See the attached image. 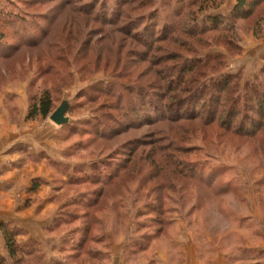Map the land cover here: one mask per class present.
Returning <instances> with one entry per match:
<instances>
[{
    "label": "rangeland",
    "instance_id": "rangeland-1",
    "mask_svg": "<svg viewBox=\"0 0 264 264\" xmlns=\"http://www.w3.org/2000/svg\"><path fill=\"white\" fill-rule=\"evenodd\" d=\"M93 1L0 0V132L45 131V141L54 142L32 155L25 143L12 151L34 160L44 155L53 186L44 185L39 195L53 202L55 233H64L66 243L77 226L82 234L88 225V245L100 248L104 242L96 234L106 233L128 241L131 258L136 253L150 260L177 226L184 243L193 231L203 264L218 257L225 264H264V114L243 100L241 115L227 129L219 115L207 123L206 114L179 118L163 109L171 102L168 82L183 85L175 68L185 57L220 53L226 62L196 74L190 85L220 72L238 76L241 94L247 85L250 90L264 83V63L252 53L264 48V3L233 26L190 36L186 28L211 14L227 15L236 0H120L125 2L119 21L110 13L118 0H99L91 11ZM106 13L111 20L105 21ZM131 20L138 36L127 33ZM167 23L176 32L157 40ZM45 91L53 110L47 117H29ZM64 101L70 102V121L59 125L50 115ZM251 118L260 125L236 126ZM98 128L114 135L100 137ZM134 144L138 151L128 153ZM126 159L132 165L124 183L117 185V179L101 205L86 207L90 193L101 188L90 181L93 169L108 163L114 168ZM57 219L62 223L55 225ZM72 253L69 247L67 261L79 264ZM22 260L18 264H36L33 256Z\"/></svg>",
    "mask_w": 264,
    "mask_h": 264
},
{
    "label": "trees",
    "instance_id": "trees-1",
    "mask_svg": "<svg viewBox=\"0 0 264 264\" xmlns=\"http://www.w3.org/2000/svg\"><path fill=\"white\" fill-rule=\"evenodd\" d=\"M210 0H203L201 2V5L204 3L207 4ZM99 0L93 1L90 4V10L94 11L95 6L99 3ZM125 2V1H124ZM124 2H120V0L117 1V6L114 8V10L111 13L112 16L117 15L115 18V21H119V19L122 17V5ZM193 2V1H192ZM122 3V4H121ZM264 3V0H236L233 8L230 10V12L227 15H209L206 19H204L201 22H196V24L192 25V28L185 29V32L188 33L190 36H194L196 34L199 35V33H205L207 30L216 29L218 27L226 28L228 27V24L230 26L235 25L237 20L247 19L249 17H252L256 9ZM106 4V3H105ZM106 10L108 9V5H105ZM200 11H204V7L201 8ZM107 12H109L107 10ZM101 16V13L99 14ZM108 13L105 14V21L111 20L110 17H107ZM155 15H152V18H150V21H155ZM197 17L195 16L193 20H195ZM2 20H0L1 23ZM131 20L128 27L132 25V27L129 29L127 33H132V36H138V32H134V22ZM143 23V21L141 22ZM153 27V26H152ZM177 26L171 27L170 24H164V28L162 30V38H159L157 40H165L168 39L169 31L171 34H174L177 30ZM191 27V26H190ZM143 36V34H142ZM145 36V33H144ZM150 35H147L146 38H149ZM3 33L0 31V39L3 38ZM170 37V36H169ZM146 38L144 37L141 42H145ZM180 57V56H177ZM176 58V57H174ZM171 57V59H174ZM225 57L222 56L220 53H207V54H200L193 57H185L183 58V62L178 66V75L181 81V84L174 86L173 82H168L167 84V93H169V98L171 99L170 104H166V108H163L166 111H169V113H172L173 111L176 112L177 115H179V118L188 117L189 119L196 118L198 116H206V122L207 123H213L215 120V117L219 115L221 117L224 127L227 129H230L234 126V121L236 117H238V114L241 115L242 111L241 108L239 109V103L244 100V105L246 102H250V108H255L256 111L263 115L264 114V83H258L257 85H252L250 87V90H248V85L246 88H244L243 91H245L244 94H241L239 91L240 88H238V76L231 74V73H217L213 76H210L208 79L203 80L198 85H190V82H194L196 80V74L202 76L205 71H217L218 69L225 67ZM186 76H188L186 78ZM207 92L208 95L205 93ZM177 93V94H176ZM235 96V94H237ZM250 93H253L251 95ZM224 97V98H223ZM141 99L145 101V98L141 96ZM204 101L199 104V101ZM146 102V101H145ZM227 104V106H226ZM224 106V108H223ZM176 107V108H175ZM175 108V110H173ZM163 109H157V111H163ZM53 110V100L50 96L49 91H45L42 96L38 98V100H35L31 106L29 117L34 118L39 115L43 117H47L51 111ZM144 113V112H142ZM146 115V114H145ZM151 115V113L149 114ZM172 117V116H170ZM169 117V118H170ZM152 121V120H150ZM241 121L240 124H237L236 126H240V129L244 128L246 125H249L251 129H254L260 125V120L251 118L248 122ZM236 128V127H235ZM238 128V127H237ZM249 128V129H250ZM99 131L97 133L98 136L104 137V138H112L114 133L112 132H106V128H98ZM251 131V130H249ZM128 144H131L128 143ZM127 144V145H128ZM137 144H134L132 146H129L130 150L128 153H132L133 151H138ZM125 148V146H124ZM126 161L123 160L120 164L115 165L114 168H112V164L108 163L106 166L101 167H95L93 169L94 176L90 177V181L101 185L100 189H96L94 193H90V199L86 200L85 206L86 207H96L98 205H101L104 201V198L108 195L109 188H111V184H113L114 181H116V184H123V174L124 172L131 171V168L127 164ZM196 166L192 167V171L195 170ZM112 168V170L109 172V170ZM109 169V170H108ZM121 176V177H120ZM204 178L207 180V177L204 176ZM114 179V180H113ZM124 188V186H122ZM95 194V195H94ZM111 196L113 197L114 195ZM120 197V194L117 195ZM101 198H103L101 200ZM158 207V206H157ZM157 208H155L156 210ZM158 210V209H157ZM160 212V211H159ZM62 223V220L57 219L55 225H59ZM81 226H77L76 230L73 231L70 236V239H67V244L73 251L71 254L72 258L74 260H80L79 264H86L89 260H94L95 264H101L100 261L105 260L107 258V249L109 246V239L107 234H96L97 240H100L98 242H104L102 243V246L100 248H94L93 246L88 245V239L87 236L91 230V226L85 225L84 231L82 234H80V231L78 229ZM4 235L6 239L7 246L9 247V250L11 254L16 258V262H19L22 260V249L16 242V230H11L8 228V226H4ZM160 231V230H159ZM99 232V231H98ZM97 242V243H98ZM96 244V243H95ZM84 255V256H83ZM4 259L0 255V264H4ZM105 264V262L103 263Z\"/></svg>",
    "mask_w": 264,
    "mask_h": 264
},
{
    "label": "crops",
    "instance_id": "crops-1",
    "mask_svg": "<svg viewBox=\"0 0 264 264\" xmlns=\"http://www.w3.org/2000/svg\"><path fill=\"white\" fill-rule=\"evenodd\" d=\"M252 53L261 61L259 64L264 63V48L256 46ZM20 143H25V147L30 149L29 155L45 152L54 144L45 141V131L19 136L13 132H0V255L4 264H18L6 243L3 230L6 225L16 230L15 238L22 249L23 259L33 256L36 264H69L65 254L69 249L64 242L65 234L55 233L53 202L49 197L45 200L43 195H39L44 185L53 186L51 176L45 174V157L34 160L28 154L26 157L18 151L13 152L12 149ZM53 153L59 158V153ZM174 230L171 241L162 244L163 251L155 249L150 260L145 257L138 259L136 253H132L134 258H131V244L125 239L115 241L107 234L109 246L105 264H203L193 231L189 235L190 242L184 243L178 237L177 226ZM31 264H35L34 261ZM214 264L225 262L218 257Z\"/></svg>",
    "mask_w": 264,
    "mask_h": 264
},
{
    "label": "water",
    "instance_id": "water-1",
    "mask_svg": "<svg viewBox=\"0 0 264 264\" xmlns=\"http://www.w3.org/2000/svg\"><path fill=\"white\" fill-rule=\"evenodd\" d=\"M70 107V102L64 101L51 115L50 119L56 124L63 125L69 122V117L66 115Z\"/></svg>",
    "mask_w": 264,
    "mask_h": 264
}]
</instances>
